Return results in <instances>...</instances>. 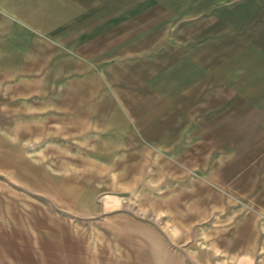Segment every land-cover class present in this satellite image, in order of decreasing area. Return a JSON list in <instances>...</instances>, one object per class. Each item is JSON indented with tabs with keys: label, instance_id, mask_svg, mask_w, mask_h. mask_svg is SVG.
<instances>
[{
	"label": "rangeland",
	"instance_id": "rangeland-1",
	"mask_svg": "<svg viewBox=\"0 0 264 264\" xmlns=\"http://www.w3.org/2000/svg\"><path fill=\"white\" fill-rule=\"evenodd\" d=\"M0 264H264V0H0Z\"/></svg>",
	"mask_w": 264,
	"mask_h": 264
}]
</instances>
